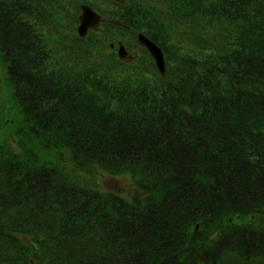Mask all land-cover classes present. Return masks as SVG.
<instances>
[{
    "label": "trees",
    "instance_id": "obj_1",
    "mask_svg": "<svg viewBox=\"0 0 264 264\" xmlns=\"http://www.w3.org/2000/svg\"><path fill=\"white\" fill-rule=\"evenodd\" d=\"M128 1L0 0V264H264V0Z\"/></svg>",
    "mask_w": 264,
    "mask_h": 264
},
{
    "label": "water",
    "instance_id": "obj_2",
    "mask_svg": "<svg viewBox=\"0 0 264 264\" xmlns=\"http://www.w3.org/2000/svg\"><path fill=\"white\" fill-rule=\"evenodd\" d=\"M100 20V15L95 13L91 7L88 5H83V14L80 15V25L78 27V30L81 35H85L86 32L89 30V28L94 27L98 24ZM139 39L146 44V46L149 48L151 54L156 59V63L164 75L166 73V64L164 60V53L162 49L153 41H151L147 36H145L143 33H140ZM119 54L124 57L127 54V51L125 50V47L123 45L120 46Z\"/></svg>",
    "mask_w": 264,
    "mask_h": 264
},
{
    "label": "rangeland",
    "instance_id": "obj_3",
    "mask_svg": "<svg viewBox=\"0 0 264 264\" xmlns=\"http://www.w3.org/2000/svg\"><path fill=\"white\" fill-rule=\"evenodd\" d=\"M117 1L129 4L128 0H117ZM114 50H116V49H114ZM128 50H129L130 54H132L133 56L137 55L138 53H139V55H141V51H143V47L139 43H137V45H135L132 48H128ZM2 90H1V93H2L3 100L5 99V101H6V100H8V95H7L8 91L4 92V90L3 91ZM10 108H11V104L8 103V112H6V114H8V116L11 115V109ZM98 182H99V185H100V188L102 191L117 192L118 194H121L125 197H130L133 194L134 189L131 188L132 185H129L128 182L126 181V179H124L122 177L111 178L110 176L99 172L98 173Z\"/></svg>",
    "mask_w": 264,
    "mask_h": 264
}]
</instances>
